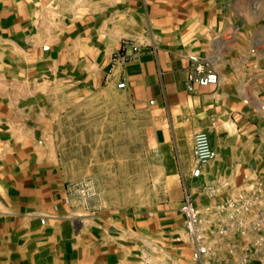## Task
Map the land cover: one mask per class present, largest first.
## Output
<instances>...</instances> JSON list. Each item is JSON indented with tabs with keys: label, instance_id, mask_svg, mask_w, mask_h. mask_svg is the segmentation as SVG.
<instances>
[{
	"label": "crops",
	"instance_id": "crops-1",
	"mask_svg": "<svg viewBox=\"0 0 264 264\" xmlns=\"http://www.w3.org/2000/svg\"><path fill=\"white\" fill-rule=\"evenodd\" d=\"M123 42L139 52L114 64ZM195 66L217 83L188 90ZM55 85L63 103L41 107L33 90ZM101 91L145 116L183 178L154 207L85 211L68 186L56 123ZM200 131L216 158L193 177ZM184 195L202 264H264V0H0V264H199Z\"/></svg>",
	"mask_w": 264,
	"mask_h": 264
},
{
	"label": "rangeland",
	"instance_id": "rangeland-1",
	"mask_svg": "<svg viewBox=\"0 0 264 264\" xmlns=\"http://www.w3.org/2000/svg\"><path fill=\"white\" fill-rule=\"evenodd\" d=\"M57 87L46 93L43 87L33 90L37 103L43 107L44 98L46 104L63 103ZM78 103L85 105L84 111L57 121L54 147L68 186L85 211L149 209L165 199L173 179L182 182L181 176L166 175L169 165L155 154L145 116L133 112L123 97L101 91Z\"/></svg>",
	"mask_w": 264,
	"mask_h": 264
},
{
	"label": "built area",
	"instance_id": "built-area-1",
	"mask_svg": "<svg viewBox=\"0 0 264 264\" xmlns=\"http://www.w3.org/2000/svg\"><path fill=\"white\" fill-rule=\"evenodd\" d=\"M127 47L131 48V52H127ZM138 52L136 46L123 42L121 49L113 55L112 61L114 64L125 65L130 62ZM190 61L193 64L197 62L194 57H190ZM217 79V75L211 70H202L199 66H195L187 75V88L188 90H191L193 85L201 87L213 85L217 83ZM117 87L123 88L124 82H120ZM192 154L194 159L192 176L198 177L201 167L216 158V153L211 147L209 138L205 132L200 131L194 134ZM179 210L183 216L184 229L187 235L191 238L193 244L192 258L199 262V264H202V258L208 253V251L203 245V235L199 227V213L194 206L192 199L188 195H184ZM41 223H44L43 219H41Z\"/></svg>",
	"mask_w": 264,
	"mask_h": 264
}]
</instances>
